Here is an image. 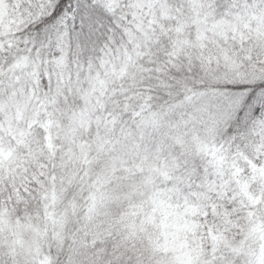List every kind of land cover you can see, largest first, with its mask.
I'll use <instances>...</instances> for the list:
<instances>
[{
  "label": "snow or ice",
  "instance_id": "1",
  "mask_svg": "<svg viewBox=\"0 0 264 264\" xmlns=\"http://www.w3.org/2000/svg\"><path fill=\"white\" fill-rule=\"evenodd\" d=\"M0 264H264V0H0Z\"/></svg>",
  "mask_w": 264,
  "mask_h": 264
}]
</instances>
